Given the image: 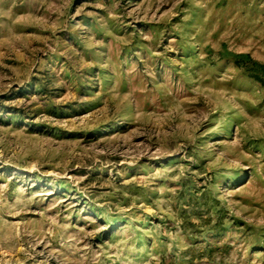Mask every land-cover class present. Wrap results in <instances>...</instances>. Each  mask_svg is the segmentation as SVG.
<instances>
[{
    "label": "rangeland",
    "instance_id": "obj_1",
    "mask_svg": "<svg viewBox=\"0 0 264 264\" xmlns=\"http://www.w3.org/2000/svg\"><path fill=\"white\" fill-rule=\"evenodd\" d=\"M0 264H264V0H0Z\"/></svg>",
    "mask_w": 264,
    "mask_h": 264
}]
</instances>
